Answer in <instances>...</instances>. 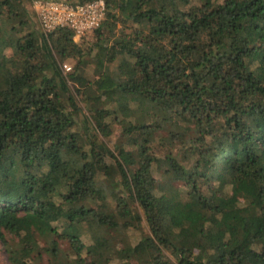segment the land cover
<instances>
[{"label": "trees", "instance_id": "1", "mask_svg": "<svg viewBox=\"0 0 264 264\" xmlns=\"http://www.w3.org/2000/svg\"><path fill=\"white\" fill-rule=\"evenodd\" d=\"M105 2L87 41L0 0L10 264H264V0Z\"/></svg>", "mask_w": 264, "mask_h": 264}, {"label": "built area", "instance_id": "2", "mask_svg": "<svg viewBox=\"0 0 264 264\" xmlns=\"http://www.w3.org/2000/svg\"><path fill=\"white\" fill-rule=\"evenodd\" d=\"M31 1L45 33L67 27L74 32L76 39L99 28L107 15L105 0H90L83 3L75 0ZM63 67L65 71L72 69L68 63H64ZM170 264H180V262L173 259Z\"/></svg>", "mask_w": 264, "mask_h": 264}, {"label": "rangeland", "instance_id": "3", "mask_svg": "<svg viewBox=\"0 0 264 264\" xmlns=\"http://www.w3.org/2000/svg\"><path fill=\"white\" fill-rule=\"evenodd\" d=\"M92 38H93V32L92 33H89L88 35H86L82 39L89 41ZM76 40H78V38ZM66 62L69 65H71L72 67L75 64L74 59H68V60H66ZM141 235H142L141 231H139V230H132L131 231V240H132V242L137 243L140 240ZM171 259L173 261L174 258L171 257ZM0 264H10V261H9V258H8V253H7L5 247H4V245L2 243H0Z\"/></svg>", "mask_w": 264, "mask_h": 264}]
</instances>
